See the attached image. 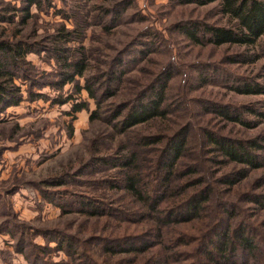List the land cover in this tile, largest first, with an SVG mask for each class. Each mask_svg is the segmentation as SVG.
Segmentation results:
<instances>
[{
	"label": "rangeland",
	"instance_id": "rangeland-1",
	"mask_svg": "<svg viewBox=\"0 0 264 264\" xmlns=\"http://www.w3.org/2000/svg\"><path fill=\"white\" fill-rule=\"evenodd\" d=\"M182 1L42 0V5L33 6L32 17L22 24L26 3L0 0V14L14 17L12 23L0 22V39L15 36L40 47H50V52L42 50L27 56L31 78L43 84L30 86L28 80L18 81L25 100L10 107L0 122V264H32L33 251H43L38 264L47 261L74 264L75 258L78 263L94 264V259L102 262L97 238L123 234L126 225L133 232L146 229L145 222L124 223L121 229H116L118 219L122 218L81 212V209L89 210L81 200L97 197L106 211L137 207L135 201H130L128 192L111 188L114 181L111 177L121 167L111 168L93 157L120 156L114 151L121 146L120 140L126 138L114 134L116 130L107 123L112 113L110 104L124 100L165 70L173 73L164 105L167 117L134 128L130 141L136 143V133L169 138L186 129L185 151L177 163L174 186L168 197L166 193L163 206L168 201L183 200L187 193L205 185L213 187L211 201L202 211L204 217L172 225L177 230L175 235L187 240L188 233L190 239L208 221V215L217 213L227 217L228 209L234 214L233 227L250 223V228L244 226L245 235L260 241L264 251V116H261L264 95L240 93L234 88L248 79L264 83V58L249 64L232 63L229 56L253 50L236 44L193 42L183 27L190 28L194 22L224 25L227 18L220 14L218 2L199 5ZM105 26L109 28L106 30ZM65 29H75L74 40L67 44L72 48L70 57L77 58L81 51L85 53L90 63L87 75L105 70L106 63L114 58L125 59L124 66H116L126 69L118 96L106 100L99 118L93 121L90 118L97 108L95 100L84 89L79 93L74 87L75 84L84 87L83 77L77 76L63 89L44 85L60 79L61 66L51 49ZM260 41V45L264 44V36ZM257 49L261 50V46ZM30 88L45 96L30 100ZM59 99L68 100L59 102ZM84 101L89 108L73 112V104ZM225 112L257 125L233 121L223 115ZM214 138L254 140L261 145L253 152L259 155L257 160L263 166L250 168V164L233 161L218 148ZM145 156L156 158L154 153ZM244 168L249 170L248 176L238 183H220L223 176H237ZM200 179L204 182L184 188L187 182ZM224 202H230L228 208H223ZM154 225L159 227L157 223ZM47 230L59 238L70 237L76 244L75 256L74 251H59L56 242L46 240L42 232ZM197 243L165 253L192 250ZM23 248L28 255L21 251ZM194 254L192 257L196 258L197 253ZM133 255L122 256L130 259ZM195 258L177 264H193ZM235 263L244 262L239 259Z\"/></svg>",
	"mask_w": 264,
	"mask_h": 264
},
{
	"label": "trees",
	"instance_id": "trees-1",
	"mask_svg": "<svg viewBox=\"0 0 264 264\" xmlns=\"http://www.w3.org/2000/svg\"><path fill=\"white\" fill-rule=\"evenodd\" d=\"M26 3L25 15L22 24H25L32 17L31 9L33 6L40 7L42 0H23ZM184 3H195L199 5H208L218 2L220 14L227 18L224 25L218 24H200L195 23L189 28L183 27L190 39L198 44H236L247 46L250 51H241L229 56V62L249 64L255 63L264 58V44L260 45V40L264 36V0H183ZM14 17H7L0 14V22H14ZM106 30L109 26H105ZM75 29L59 33L56 38V45L51 49V54L55 56L58 64L61 66L58 73V81L44 83V85H54L63 89L66 84L74 81L79 76L85 80L84 87L75 84V90L79 93L84 89L88 96L95 100L97 108L92 112L91 121L99 118V111L106 100L118 96L120 86L124 81L126 69H117L116 66H124L125 59L114 58L106 63V69L98 71L97 74L87 75L90 69V63L81 51L76 58L70 57L72 48L67 44L74 40L73 33ZM18 31L17 34H21ZM83 34V33H82ZM16 35V34H14ZM17 36V35H16ZM82 39V38H80ZM261 46V50L257 48ZM83 48V47H82ZM49 50L50 47H40L36 43H31L23 38L15 37L0 39V122L3 121V114L13 106L21 104L25 100L24 92L18 81H30V86H41L43 83L32 79L28 69V54L32 52H41ZM114 60V62H113ZM172 72L165 70L156 74V76L145 85H142L136 92L126 95L120 102H112L110 105L111 116L107 123L116 130V133L126 138L120 140V147L114 152L120 154L115 157L112 154L93 157L111 168L121 167V171L115 173L111 188H121L130 194V201H135L137 207H127L106 211L102 207L101 199L97 197H85L81 201L89 207V210L81 209V212L88 213L97 217L114 216L119 220L116 229H121L124 223L137 224L145 222V230L133 232L129 230L128 225L124 226L123 234L96 239L98 250L102 251L101 260L94 264H177L183 260H191L193 254V264H233L239 259L243 264H264L263 247L260 241L254 237L245 235L244 226H251L250 223H241L240 226L233 227V212L227 209L230 215L225 217L215 213L208 215V221L198 228V234L190 239L187 233V240L184 236L177 237V230L172 227L176 224H186L196 218L204 217L202 211L209 204L213 194V187L205 185L204 188L187 193L183 200L177 202L168 201L167 206L162 204L174 186L177 163L185 151L186 147V129L176 132L169 138L166 135L159 134H141L138 135L136 143L130 141L134 128L148 125L157 119H165L167 110L165 103L167 100V90L169 88ZM140 84V83H138ZM234 87L240 93L264 95V83L258 80H245L243 84ZM45 96L44 93H36L30 88L28 98L35 100ZM68 99H59V102H67ZM73 112H79L88 109V102H78L73 104ZM254 111V109H251ZM256 112V111H254ZM235 114V113H234ZM223 113L233 121L251 126L252 122L245 121L240 115ZM264 116V113H261ZM255 126L257 124H254ZM253 125V126H254ZM167 138L162 146H158ZM224 139L226 141H224ZM213 141L223 149V152L233 161L238 163L250 164V168L263 166L257 160L258 154L253 149H260L261 145L254 140L249 142L229 141L227 138H214ZM224 141V142H223ZM146 153H154L156 158L146 157ZM94 160V159H93ZM248 169H241L237 176L227 174L220 179L221 184L234 185L248 176ZM106 182V181H105ZM108 182V181H107ZM204 182V179L187 182L184 188ZM230 202L222 203L223 208H228ZM234 205V204H233ZM85 208V207H84ZM232 211V210H231ZM157 223L155 226L154 224ZM105 230L106 228L103 227ZM43 231L42 235L46 240L57 243L58 250H65L67 253L77 252L75 242L70 237L59 238L57 235ZM14 234V233H13ZM186 237V234H184ZM198 242L192 250H179L171 252L173 248L182 246L191 247ZM95 244V243H94ZM195 249V251H194ZM79 250V248H78ZM28 251L25 248L21 250ZM194 251V253H193ZM43 252V251H42ZM41 251L32 252L30 260L32 264H38V260L43 257ZM134 254L132 258L127 259L122 255ZM82 254V253H81ZM99 254V253H98ZM166 254V255H165ZM194 254V255H195ZM135 256V257H134ZM79 255H77V258ZM186 257V258H185ZM254 259V262H251ZM83 260V259H80ZM43 264H59L48 262ZM62 264H68L63 262ZM74 264L78 263L75 258ZM85 264V263H84ZM237 264V263H235Z\"/></svg>",
	"mask_w": 264,
	"mask_h": 264
}]
</instances>
